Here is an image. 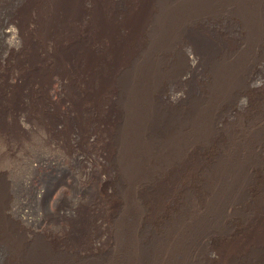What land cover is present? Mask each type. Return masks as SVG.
Wrapping results in <instances>:
<instances>
[{"label": "bare ground", "instance_id": "bare-ground-1", "mask_svg": "<svg viewBox=\"0 0 264 264\" xmlns=\"http://www.w3.org/2000/svg\"><path fill=\"white\" fill-rule=\"evenodd\" d=\"M10 1L0 155L20 158L1 202L53 204L75 167L98 195L42 229L49 250L105 264L134 230L152 264H264V0Z\"/></svg>", "mask_w": 264, "mask_h": 264}, {"label": "rangeland", "instance_id": "rangeland-1", "mask_svg": "<svg viewBox=\"0 0 264 264\" xmlns=\"http://www.w3.org/2000/svg\"><path fill=\"white\" fill-rule=\"evenodd\" d=\"M10 4H12L10 0H0V28L6 22H10L12 20L11 16L13 14L12 11L14 8L9 6ZM4 155H6L8 159ZM4 155L2 154V157L0 155V160H1L0 161V167H1L0 171L2 172L1 174L4 175L5 178L7 177V180H8V179H10V177H12L10 175L13 174L14 169H18V164L16 161V158L18 156H16V158H15V155L14 156H11V155L9 156L8 154H4ZM18 158H20V157H18ZM73 171L75 173L76 172L77 173L75 174ZM78 171H79L78 168L70 167L69 174L65 178L67 186H65V185L63 186V184H61V181H62L61 178L53 179L51 181L50 188H53L52 187L53 185L56 186L60 183L59 189L62 190V196H60L57 200H54L53 204H52V200L50 199L51 196H46V197L42 198L41 201L40 200L37 201L38 203H36L35 201L33 203H31L29 200V197H28L27 201H25L27 203L26 207H28V208L25 207V208H22V210H20V211H23V214L24 213L28 214V215H24L25 217H23V214H21L20 212H19V214L21 217L19 216V214H17L19 217L18 216L16 217V215L13 212H11V209L13 207L17 206V203H18L17 201H14V199H13V200H11V202H9V200L7 201V199H5V201L3 203V202H1V199H0V202H1L0 203L1 204L0 209L1 210L4 209L3 210L4 214H2V215L0 214V226H1L0 227V264H78L69 256L64 257L60 253H56L55 251H51L52 249L47 245V243H46L47 240L45 238V236L48 235L49 232H51L49 230H52V231L56 230V232H55L56 234L61 232V230L65 226V224L71 219V217H69V216L73 215V213L72 214L69 213V211H70L69 208L73 205V203L75 201H79L78 200L79 196L83 199L84 203H87V202H92L94 200V198L98 195L97 186H96L97 182L95 180H93V177H90L89 182L91 184L93 183L94 185L93 184L92 185L85 184L84 188L80 187L79 184L73 182L72 177H76L75 175H77L79 173ZM3 172H4V174H3ZM73 173H74V175H71ZM2 178L0 176V181H3V184H5V182H4L5 179L3 180ZM69 179H72V181ZM68 182H70V183H68ZM68 188H70V189H68ZM79 190H80V192H79ZM3 194H4V196H3ZM7 195H8L7 193H1L0 198H1V196L4 198H7ZM19 203H21V202H19ZM10 205H11V207H9ZM30 208H31V210H30ZM28 209H29V211H28ZM6 210H7V212H6ZM32 211H34V212H32ZM14 215H15V217H13ZM35 215L40 216V218H38V220H37V222L39 224L38 223L36 224V222H35L34 225H31L29 227H27V226L22 227L23 223L21 221L22 220L21 218H24V219L29 218L31 220L35 217ZM30 217H33V218H30ZM17 219H20V220H17ZM129 219H131L130 220L131 222H134V220L132 218H129ZM14 222H15V224H14ZM131 222H129V224ZM7 226L11 230H9L7 228ZM27 228H29V229H27ZM42 229H44L45 231H49V232L45 233V231ZM7 231L9 233H7ZM26 231H28V232H26ZM42 232H44V233H42ZM136 232L134 230L132 231L133 236L134 235L135 236L133 238H131L129 246L126 245L127 247L121 241L116 242L119 245H117L115 243L114 234L116 233V230H113V232H112L113 234L110 233V234H112L111 238L113 237V239H111V240L114 241V243L110 244L112 256H111L110 260L107 261V263H105V264H152V262L149 261V259L147 258L151 251L148 249H145L139 245V238L136 236L139 235L140 233L138 231H136ZM14 233H16V235ZM39 233H40V235H38ZM134 233H136V234H134ZM252 233L255 234L256 236L261 237L264 240V220H263V222L259 223L255 227V229L253 230ZM12 234H14V235H12ZM42 236H43L44 241H41V240H43V239H41ZM13 237L17 241L18 240L19 241L17 242L16 240L13 239ZM19 237L22 239H26V241L19 239ZM36 239L39 241H37ZM27 242L29 243V245H26V244H28ZM31 246H33L34 249H36V250H34L33 247H31ZM45 246H47V247L45 248ZM29 247H31V248H29ZM41 248H43L44 250L46 249L47 251L46 250L44 251ZM49 249H51V250H49ZM48 250H49V252L51 251L50 254H49ZM33 252H34V254H33ZM38 252H40V253H38ZM17 253H18V255H17ZM55 254H57V256H55ZM96 254L97 253H95L94 255H96ZM40 255H41V257H40ZM43 255L44 256L46 255L45 256L46 259L43 257ZM52 255H53V257H55L56 260L58 259V261H56L53 257H51ZM28 257H30V258L28 259ZM59 257H61V258L59 259ZM89 258H90V256H89ZM89 258L88 257H86V258L82 257L81 259H85L87 261ZM47 259H48V261H47L48 263L46 262ZM63 259H65V260H63ZM174 260H173V262L177 263ZM181 262L183 263L184 260H181L179 263H181ZM84 264H86V262Z\"/></svg>", "mask_w": 264, "mask_h": 264}]
</instances>
